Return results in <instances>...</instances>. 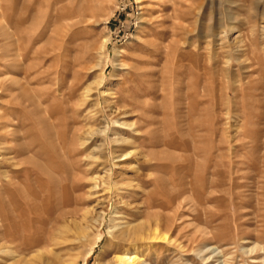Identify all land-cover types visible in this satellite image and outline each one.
I'll use <instances>...</instances> for the list:
<instances>
[{
  "label": "rangeland",
  "instance_id": "rangeland-1",
  "mask_svg": "<svg viewBox=\"0 0 264 264\" xmlns=\"http://www.w3.org/2000/svg\"><path fill=\"white\" fill-rule=\"evenodd\" d=\"M121 256L264 264V0H0V264Z\"/></svg>",
  "mask_w": 264,
  "mask_h": 264
},
{
  "label": "bare ground",
  "instance_id": "bare-ground-1",
  "mask_svg": "<svg viewBox=\"0 0 264 264\" xmlns=\"http://www.w3.org/2000/svg\"><path fill=\"white\" fill-rule=\"evenodd\" d=\"M15 63V61H14ZM14 85H17L16 83H14ZM19 87V86H18ZM19 91V90H18ZM21 91V90H20ZM23 92H21V95H22V101L26 103L27 106H30V102H28L29 100L26 99L25 97L23 98ZM25 95V94H24ZM112 105V104H111ZM112 114L115 113V115H117V112H116V109H112ZM114 116V115H113ZM118 116V115H117ZM112 123L115 124V126H120L122 127L121 124L114 122V120L112 121ZM115 140V139H114ZM123 156V155H122ZM122 232H120L121 234ZM151 236V235H149ZM146 237V236H145ZM120 238V236H119ZM148 238V237H147ZM139 239V234L136 230L134 229H128L124 232V234L121 235V238L119 239L120 241H125V240H128V241H136ZM151 239V238H150ZM149 240V239H148ZM113 261L115 263H119V264H133L135 262L134 258L132 256H129V257H115L113 258ZM135 264V263H134Z\"/></svg>",
  "mask_w": 264,
  "mask_h": 264
}]
</instances>
